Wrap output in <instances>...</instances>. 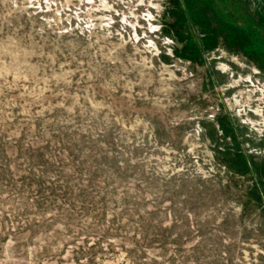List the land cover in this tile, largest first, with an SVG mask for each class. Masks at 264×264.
<instances>
[{
    "label": "rangeland",
    "instance_id": "rangeland-1",
    "mask_svg": "<svg viewBox=\"0 0 264 264\" xmlns=\"http://www.w3.org/2000/svg\"><path fill=\"white\" fill-rule=\"evenodd\" d=\"M254 178L264 0H0V264H264Z\"/></svg>",
    "mask_w": 264,
    "mask_h": 264
},
{
    "label": "trees",
    "instance_id": "trees-1",
    "mask_svg": "<svg viewBox=\"0 0 264 264\" xmlns=\"http://www.w3.org/2000/svg\"><path fill=\"white\" fill-rule=\"evenodd\" d=\"M257 178H254V182H253V186L255 187V192L259 195H261V197H263L264 193L262 192V189H261V185H260V182L259 180H256ZM254 196V195H252Z\"/></svg>",
    "mask_w": 264,
    "mask_h": 264
}]
</instances>
